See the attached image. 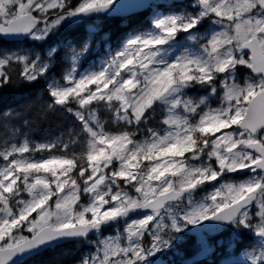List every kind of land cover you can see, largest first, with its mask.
<instances>
[{"label": "snow or ice", "instance_id": "snow-or-ice-1", "mask_svg": "<svg viewBox=\"0 0 264 264\" xmlns=\"http://www.w3.org/2000/svg\"><path fill=\"white\" fill-rule=\"evenodd\" d=\"M37 86L0 114V264H264V0H0V89Z\"/></svg>", "mask_w": 264, "mask_h": 264}, {"label": "trees", "instance_id": "trees-1", "mask_svg": "<svg viewBox=\"0 0 264 264\" xmlns=\"http://www.w3.org/2000/svg\"><path fill=\"white\" fill-rule=\"evenodd\" d=\"M99 26L103 31H111L112 33H119L123 25L119 19H109L100 22ZM84 26H81L79 31H83ZM28 47L29 45H23ZM39 86L36 88H24L16 87L9 89H0V114L6 113L8 109H14L16 106H22L26 102H29L37 91ZM10 129L13 123L16 121H3L0 118V137L5 133L4 124ZM35 136L41 135L40 131L34 133ZM83 246L80 244H68L61 246L55 250H50L41 256L35 258V264H55L57 261H63L64 264H71V261L79 256Z\"/></svg>", "mask_w": 264, "mask_h": 264}]
</instances>
